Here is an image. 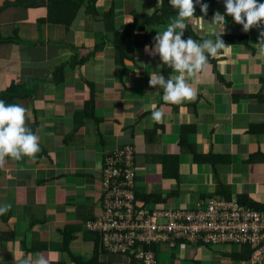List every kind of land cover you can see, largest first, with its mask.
Here are the masks:
<instances>
[{
  "label": "crops",
  "instance_id": "1",
  "mask_svg": "<svg viewBox=\"0 0 264 264\" xmlns=\"http://www.w3.org/2000/svg\"><path fill=\"white\" fill-rule=\"evenodd\" d=\"M23 1L0 0V99L34 79L35 94L17 103L40 151L7 157L0 168V205H11L0 215V264L29 254L49 264H138L104 251L86 226L102 213L104 157L127 144L136 147L139 206L191 210L222 194L264 205V57L255 46L264 23L244 32L224 0L208 16L186 20L193 34L183 39L215 41L223 31L230 47L188 79L194 102L171 104L149 79L176 73L145 51L170 21L115 35L159 14L162 0H98L96 15L86 7L68 14V28L40 23L48 7ZM217 11L225 25L213 22ZM58 68L63 78L55 81ZM153 109L163 110V123L152 120ZM154 250L158 264H250L252 255L247 246L185 242Z\"/></svg>",
  "mask_w": 264,
  "mask_h": 264
},
{
  "label": "built area",
  "instance_id": "2",
  "mask_svg": "<svg viewBox=\"0 0 264 264\" xmlns=\"http://www.w3.org/2000/svg\"><path fill=\"white\" fill-rule=\"evenodd\" d=\"M136 147L127 144L103 160L104 196L99 218L87 229L99 234L107 253L123 254L138 264H158L154 247L236 245L252 250L250 264H264V212L236 200L216 197L195 209L150 210L136 195Z\"/></svg>",
  "mask_w": 264,
  "mask_h": 264
},
{
  "label": "clouds",
  "instance_id": "3",
  "mask_svg": "<svg viewBox=\"0 0 264 264\" xmlns=\"http://www.w3.org/2000/svg\"><path fill=\"white\" fill-rule=\"evenodd\" d=\"M177 14L170 18L164 31H158L154 37L152 47L145 46V51L151 56H159L163 64L173 69L174 75L165 78L159 73L150 74L149 85L159 86L163 89L165 103L180 104L184 101L194 102L197 98L195 89L188 83V79L195 78L202 72L209 57L216 58L221 50L230 46L222 39L223 31L216 34V39H205L202 43L189 37L183 39L187 28L186 20L195 16L194 0H169ZM200 3L201 11L206 15L209 5ZM226 14L233 17L234 21L242 25L244 32H249L253 27L260 28L264 23V3L260 0H224ZM226 16L217 11L213 22L225 25ZM259 42L256 43L257 56L264 57V31L260 32ZM27 110L18 103H6L0 99V168L7 157L20 160L23 156L35 158L40 151L39 137L26 126ZM164 112L162 109H153L152 120L163 123ZM10 204L0 205V215L10 210ZM16 260V258H15ZM16 264H49L48 259L38 254H31L16 260Z\"/></svg>",
  "mask_w": 264,
  "mask_h": 264
},
{
  "label": "trees",
  "instance_id": "4",
  "mask_svg": "<svg viewBox=\"0 0 264 264\" xmlns=\"http://www.w3.org/2000/svg\"><path fill=\"white\" fill-rule=\"evenodd\" d=\"M30 1V0H29ZM97 1L98 0H37V2L31 3L30 6L34 5H41L44 4L48 7V16L45 18H41L39 20L40 23L45 22H51L55 24H62L65 25L66 28L70 26V17L67 16L68 14H72L75 16V14L82 8L86 7V11L90 14L96 15L97 13ZM201 3H207L209 5L208 12L205 15L201 11L200 3H196V0H194L195 4V16L192 19L199 18L201 16H208L211 14L214 10L216 0H201ZM19 4L24 5L25 3L23 0H19ZM74 13V14H73ZM110 13V12H109ZM177 14V10L174 9L169 0H162V6H161V12L158 14V12L153 13L148 19L141 21L140 19H136L135 23L132 25H127L125 30L119 32L115 31L116 39L117 38H123L133 33V29L138 26H140V29H143L145 25L149 23H165L167 21H170V18L174 17ZM65 15L67 17H65ZM65 17V18H64ZM138 17V15H136ZM140 22L141 25H140ZM186 37L188 34H193L192 28H187L184 31ZM55 74V81L62 80L63 73L59 70V68L54 72ZM59 78V80L57 79ZM34 79H30V81L25 82L23 85H16L13 84L8 91H5L2 93L1 99L4 100L6 103H17L19 100L18 98H23L24 96H31L35 94V86L33 84ZM225 196V197H224ZM221 197H224L228 200H232L231 197H228L226 195H221ZM240 198V197H239ZM238 202L242 205L250 206L253 209H256L258 211L264 212V205L257 203L255 201L249 200V198L241 197V199H238ZM65 246H68V243L65 244Z\"/></svg>",
  "mask_w": 264,
  "mask_h": 264
}]
</instances>
